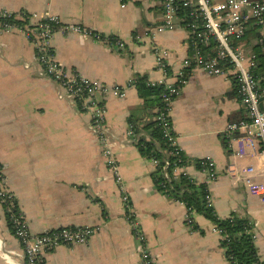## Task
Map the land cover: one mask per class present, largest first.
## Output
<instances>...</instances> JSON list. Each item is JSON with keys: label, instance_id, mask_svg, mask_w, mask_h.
<instances>
[{"label": "crops", "instance_id": "0c3cea01", "mask_svg": "<svg viewBox=\"0 0 264 264\" xmlns=\"http://www.w3.org/2000/svg\"><path fill=\"white\" fill-rule=\"evenodd\" d=\"M0 8L58 16L101 35L121 39L116 48L77 31H56L55 58L66 68L125 89L120 97L98 96L105 107L107 142L116 160L130 211L155 264H229L212 222L193 213L186 222L182 202L161 193L152 159L141 153L138 127L153 120L156 107L144 103L138 76L172 83L188 53L184 27L159 30L160 0H0ZM155 49L165 52L167 72L157 68ZM172 103L177 143L194 160L210 156L217 178L209 184L212 206L223 218L236 213L253 223L254 243L264 261V156L259 140L244 132L225 134L245 109L233 76H210L192 68ZM63 87L35 62L33 45L19 31H0V166L33 234L65 226H98L84 244L63 245L46 254L47 264H140L141 242L133 232L114 173L90 128ZM148 137V136H147ZM186 171L198 182L195 166ZM0 264H26L0 203Z\"/></svg>", "mask_w": 264, "mask_h": 264}, {"label": "built area", "instance_id": "2783aa9c", "mask_svg": "<svg viewBox=\"0 0 264 264\" xmlns=\"http://www.w3.org/2000/svg\"><path fill=\"white\" fill-rule=\"evenodd\" d=\"M163 22L159 30L184 27L187 33L188 53L181 61V69L172 83H163L166 91L162 94L164 109L156 116L157 126L162 130L172 149L170 153L176 155L180 161L174 168L175 174L187 173L188 166H195L202 181L206 184L205 200L212 206V195L209 184L216 180L217 170L214 159L210 156L194 160L188 158L181 162L182 149L177 143V137L170 121V109L173 101L187 82L186 74L192 68H200L210 76H227L230 74L236 81L237 92L245 109L243 118L228 122L225 134L229 138L239 132L256 137L260 142L259 154L264 156V0H160ZM14 20H21L17 24ZM77 31L90 35L110 46L121 48L124 43L121 39L101 35L79 24H63L58 16L40 14L24 10H8L0 8V31H19L35 48V62L43 73L59 83L69 95L71 101L79 110L88 112L90 128L98 138L101 152L114 173L115 180L121 190V200L126 210L125 216L139 241L140 264H155V259L145 244L143 234L139 231V224L130 211L127 194L123 191L121 177L117 171L116 160L107 142L105 126V107L98 99L112 93L124 96L125 89L111 86L99 80L88 78L81 73L66 68L54 56L51 39L56 31ZM157 68L165 75L167 63L165 52L155 49ZM133 134V130L128 132ZM156 170L158 161L152 159ZM197 161V167L195 164ZM168 162L165 161L163 168ZM164 172V176L167 177ZM192 177V176H191ZM163 187V194L168 193ZM0 203L5 216L11 223L13 235L19 240L26 264H47L46 254L59 246L84 244L98 230V226H65L50 228L41 233L33 234L28 226L27 219L20 211L16 199L6 187V179L0 166ZM187 219L189 213L187 209ZM214 232L220 230L213 226ZM220 235V234H219Z\"/></svg>", "mask_w": 264, "mask_h": 264}, {"label": "trees", "instance_id": "16d2710c", "mask_svg": "<svg viewBox=\"0 0 264 264\" xmlns=\"http://www.w3.org/2000/svg\"><path fill=\"white\" fill-rule=\"evenodd\" d=\"M21 24V20H14ZM134 83L144 103L148 107H156L153 120L143 123L138 127L134 119H129L128 123L135 133H141V129L148 131L147 136H138L137 146L141 153L147 158L158 161L156 170L153 171V178L157 189L163 193V183L168 189L167 196L182 202L188 209L190 220H186L193 229L198 226L193 221V213H200L208 218L212 224L220 230V245L224 248L225 256L229 264H264L260 258L254 243L253 223L246 217H242L232 212L226 217H219L213 206H209L205 200L206 184L198 182L187 174H175L174 168L180 163L176 155L169 152L172 147L169 145L167 138L163 135L162 130L157 126L156 116L164 109L162 94L166 91L163 83L152 84L146 76H138ZM170 118V117H169ZM171 121V118H170ZM181 162L188 159L184 152L181 151ZM165 161L168 162L166 168ZM197 167V161H195ZM164 172L168 175L164 176ZM6 221L11 229V223L6 214Z\"/></svg>", "mask_w": 264, "mask_h": 264}, {"label": "rangeland", "instance_id": "374dc122", "mask_svg": "<svg viewBox=\"0 0 264 264\" xmlns=\"http://www.w3.org/2000/svg\"><path fill=\"white\" fill-rule=\"evenodd\" d=\"M34 51H35V48H34Z\"/></svg>", "mask_w": 264, "mask_h": 264}]
</instances>
